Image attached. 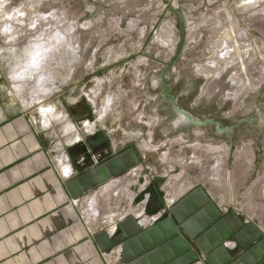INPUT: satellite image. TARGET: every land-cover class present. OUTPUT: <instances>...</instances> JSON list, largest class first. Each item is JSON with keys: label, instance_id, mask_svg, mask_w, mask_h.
Returning <instances> with one entry per match:
<instances>
[{"label": "rangeland", "instance_id": "374dc122", "mask_svg": "<svg viewBox=\"0 0 264 264\" xmlns=\"http://www.w3.org/2000/svg\"><path fill=\"white\" fill-rule=\"evenodd\" d=\"M169 1L186 32L166 79L179 107L222 126L251 123L227 134L177 119L159 77L181 31L163 0H10L13 19L0 9V109L38 120L39 109L54 105L58 117L84 121L81 135L95 119L116 150L134 149L120 173L70 201L88 236H115L128 214L148 227L194 185L264 233V0ZM5 25L13 30L4 33ZM32 42L54 49L46 68L56 91L25 108L30 94L18 98L7 74L12 51ZM66 123L47 130L57 151L73 138Z\"/></svg>", "mask_w": 264, "mask_h": 264}, {"label": "crops", "instance_id": "0c3cea01", "mask_svg": "<svg viewBox=\"0 0 264 264\" xmlns=\"http://www.w3.org/2000/svg\"><path fill=\"white\" fill-rule=\"evenodd\" d=\"M33 119L0 109V264H264V233L201 185L164 203L148 227L128 214L115 236H88L70 201L120 173L136 153L125 144L116 150L95 119L87 135L83 120L75 132L66 123L65 135L82 142L67 148L75 175L65 180L49 132ZM82 154L83 166L76 163Z\"/></svg>", "mask_w": 264, "mask_h": 264}, {"label": "clouds", "instance_id": "9594fccd", "mask_svg": "<svg viewBox=\"0 0 264 264\" xmlns=\"http://www.w3.org/2000/svg\"><path fill=\"white\" fill-rule=\"evenodd\" d=\"M10 0H0V9H4V15L7 19H13L8 16L7 5ZM23 15V13H19ZM13 29L9 25L4 26V33H9ZM59 43H64L65 38L57 34ZM54 49L49 48L44 43L32 42L26 45L18 54L13 50V60L9 65L7 79L14 86L16 96L24 97L28 92L31 96L32 102L25 101L22 105L25 108L32 107L36 102L43 103L48 97L54 94L55 76L46 68V64ZM68 51L75 56V50L69 46ZM40 117L34 120V123L39 124L42 130H48L53 123L66 121L71 130L75 132L76 125L71 122L67 113L60 117L56 116V109L54 105H48L45 108L39 109ZM82 142L78 136H74L67 140L66 144H62L58 149L59 155L56 157V164L59 172L65 180H70L75 175V168L73 166L72 157L67 151L68 147ZM86 157L82 154L76 163L83 166Z\"/></svg>", "mask_w": 264, "mask_h": 264}, {"label": "water", "instance_id": "95a60500", "mask_svg": "<svg viewBox=\"0 0 264 264\" xmlns=\"http://www.w3.org/2000/svg\"><path fill=\"white\" fill-rule=\"evenodd\" d=\"M169 7V9L176 15L179 25H180V38L179 42L177 44V48L175 50V53L173 54L172 58L168 63L165 64V67L161 70L160 73V85H161V93H162V98L171 104L172 110L175 112L176 115L182 116L186 121L189 123L196 125V126H206V125H213L215 130L218 132H226L227 134H230V131L236 127L239 126L240 122H250L251 123V118H245L241 119L237 124L230 125V126H222V124L217 121V120H212V119H204V120H198L192 114L189 112L181 109L178 105L177 99L174 95L170 93V86L167 83V74L170 72L174 62L176 61L177 58H179L184 42H185V37H186V32H185V24L184 20L182 18V15L180 13V10L173 7L170 4L169 0H163Z\"/></svg>", "mask_w": 264, "mask_h": 264}, {"label": "bare ground", "instance_id": "6f19581e", "mask_svg": "<svg viewBox=\"0 0 264 264\" xmlns=\"http://www.w3.org/2000/svg\"><path fill=\"white\" fill-rule=\"evenodd\" d=\"M177 117L179 118V120H185V119H184L182 116H180V115H179V116L177 115Z\"/></svg>", "mask_w": 264, "mask_h": 264}, {"label": "built area", "instance_id": "2783aa9c", "mask_svg": "<svg viewBox=\"0 0 264 264\" xmlns=\"http://www.w3.org/2000/svg\"><path fill=\"white\" fill-rule=\"evenodd\" d=\"M76 203V201L74 202V204Z\"/></svg>", "mask_w": 264, "mask_h": 264}]
</instances>
